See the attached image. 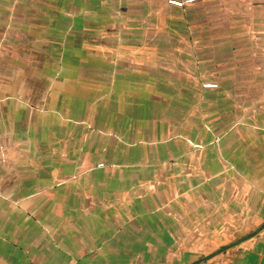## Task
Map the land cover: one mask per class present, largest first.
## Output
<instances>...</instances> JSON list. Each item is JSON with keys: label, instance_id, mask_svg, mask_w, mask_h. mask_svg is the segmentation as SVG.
<instances>
[{"label": "crops", "instance_id": "1", "mask_svg": "<svg viewBox=\"0 0 264 264\" xmlns=\"http://www.w3.org/2000/svg\"><path fill=\"white\" fill-rule=\"evenodd\" d=\"M0 264H264V0H0Z\"/></svg>", "mask_w": 264, "mask_h": 264}, {"label": "built area", "instance_id": "2", "mask_svg": "<svg viewBox=\"0 0 264 264\" xmlns=\"http://www.w3.org/2000/svg\"><path fill=\"white\" fill-rule=\"evenodd\" d=\"M192 0H187V2H190ZM205 86H210V87H213V86H216L215 83H207Z\"/></svg>", "mask_w": 264, "mask_h": 264}]
</instances>
